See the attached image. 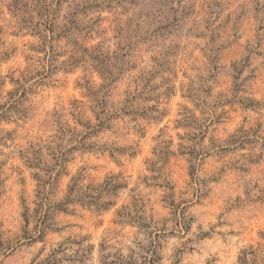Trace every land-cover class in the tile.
<instances>
[{
  "label": "rangeland",
  "instance_id": "374dc122",
  "mask_svg": "<svg viewBox=\"0 0 264 264\" xmlns=\"http://www.w3.org/2000/svg\"><path fill=\"white\" fill-rule=\"evenodd\" d=\"M51 259L264 264V0H0V264Z\"/></svg>",
  "mask_w": 264,
  "mask_h": 264
},
{
  "label": "trees",
  "instance_id": "16d2710c",
  "mask_svg": "<svg viewBox=\"0 0 264 264\" xmlns=\"http://www.w3.org/2000/svg\"><path fill=\"white\" fill-rule=\"evenodd\" d=\"M113 178H108L107 180L104 181L103 183V190H107L109 187L113 188L116 187V185L114 183H112ZM100 186H94V185H87L85 187L84 190L77 192L76 196H78V198H75L76 201H80L83 203H88V204H95V203H99L98 206H103V205H107V203L105 202H99L101 199V190H99ZM75 189L74 184L72 185V187L69 189L70 193L73 192V190ZM78 191V190H77ZM70 196V195H69ZM66 198V201H72L74 200L73 198L70 199V197ZM51 260H47L45 262V264H49Z\"/></svg>",
  "mask_w": 264,
  "mask_h": 264
}]
</instances>
